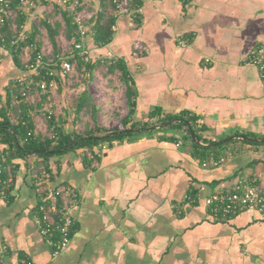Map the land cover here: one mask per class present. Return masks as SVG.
I'll return each instance as SVG.
<instances>
[{
	"label": "crops",
	"instance_id": "obj_1",
	"mask_svg": "<svg viewBox=\"0 0 264 264\" xmlns=\"http://www.w3.org/2000/svg\"><path fill=\"white\" fill-rule=\"evenodd\" d=\"M45 1L35 0L32 8L47 10ZM83 4L93 14L86 38L93 57L111 52L128 68L137 127L123 139L100 143L93 156L86 147L55 156L61 164L56 184L75 188L80 197L71 241L57 255L55 237L41 234L37 224L39 195L27 163L9 154L18 168L10 193L0 192V258L8 264H264V213L246 209L221 219L206 203L212 193L238 182L256 179L264 187V147L237 142L241 151L218 165L211 157L201 161L193 147L236 133L264 139V77L251 62L257 53L264 60V0H143L140 17H116L106 46L94 38L102 3ZM32 8L26 26L43 50L41 28L30 22L36 18ZM63 32L59 43L69 38ZM181 38L189 40L187 46ZM1 39L0 119L15 85L36 76L23 54ZM67 77L59 74V84ZM35 92L42 101L36 103L33 93L26 98L29 116L37 135H45L39 108L50 105L45 93ZM156 109L162 116H198L200 140L151 118ZM8 117L16 119L11 112ZM62 121L70 132L73 121ZM6 149L0 143V152ZM193 189L199 191L196 198L190 196Z\"/></svg>",
	"mask_w": 264,
	"mask_h": 264
},
{
	"label": "built area",
	"instance_id": "obj_2",
	"mask_svg": "<svg viewBox=\"0 0 264 264\" xmlns=\"http://www.w3.org/2000/svg\"><path fill=\"white\" fill-rule=\"evenodd\" d=\"M34 1L20 0L18 9H14L11 0H0V36L2 41L7 42L5 35L7 33L6 28L10 27L13 35L10 40L12 45L25 44L22 47L24 63L27 70L34 71V74L40 77L36 85L41 93L54 92L59 87V74L69 76L75 71V64L69 60L71 56L79 55L85 62H99L101 65L118 61V58L111 52L95 58L91 54V50L86 44V38L89 32L87 23L93 18V14L87 11L83 0H55L56 4L62 7L59 13L61 20L63 11H68L73 15L74 35L77 37L74 41L73 51H69V53H55L53 49L49 50L46 47L43 50H39L31 33L27 29L26 21L22 24L18 22L19 13L26 14V9L32 6ZM94 1L101 2V0ZM112 4L115 5L116 17L122 14L140 17L143 12V7L133 5L131 0H112ZM133 22L136 24V20ZM113 28L115 30V25ZM180 43L182 46H187L189 40L181 38ZM136 48L140 51L145 50L144 45L140 42L136 43ZM33 56H35L34 61ZM251 62L261 68L262 76L264 77V60L262 55L257 53L252 57ZM44 65L48 69L44 73H41V68ZM19 82L24 84L27 81L21 79ZM24 88L27 91L32 90L30 84ZM19 101V98L16 97V102ZM54 114L53 110H49L48 118L52 119ZM45 127H47L48 133V125L45 124ZM35 135H37V132L32 127L29 129L27 136L32 137ZM84 151L89 157L93 156L89 147H86ZM222 161L223 159L219 163L213 162V164L218 165ZM26 163L31 173V183L39 195V202L37 204V224L39 230L44 236L52 237L55 233L58 234L57 238L53 240L54 254L57 255L71 241L72 229L75 223L73 211L80 202L79 193L71 186L56 184L61 164L55 157L44 162L39 158L31 157L27 159ZM37 163L38 166L36 165ZM10 181L11 179L7 181L0 179V184L3 185L0 192L3 195L6 194L5 187L9 185ZM206 203L210 212L216 218L221 219L232 218L246 209H256L264 213V187L257 183L256 179L238 182L229 189L212 193L207 198ZM0 264L8 263L0 258Z\"/></svg>",
	"mask_w": 264,
	"mask_h": 264
},
{
	"label": "trees",
	"instance_id": "obj_3",
	"mask_svg": "<svg viewBox=\"0 0 264 264\" xmlns=\"http://www.w3.org/2000/svg\"><path fill=\"white\" fill-rule=\"evenodd\" d=\"M20 0H11L12 7L14 9H18ZM132 4L135 6H141L143 0H131ZM102 3V11L100 12L97 22L95 24V41L98 46H106L112 40L115 30V5L112 4V0H101ZM110 6V7H109ZM108 9H111V11ZM57 6H54L53 9L47 13L46 18L44 19V25L47 29L51 44L55 53L59 52V43L58 37L62 30V22L58 21L57 18ZM63 20L65 23V27L67 29V33L69 38L75 37V26L73 24V15L68 11H63ZM26 21V15L20 14L19 23L22 24ZM6 39L9 45H12L10 40L13 35L10 31V27L6 28ZM5 42V41H4ZM14 52L18 55L23 54L22 47L25 46L24 43H19L14 45ZM40 50V46L38 47ZM35 60V56H33V61ZM69 60L74 63L78 61L80 69L82 68L84 72L92 71L96 66L101 65L99 62H85L79 55H74L69 58ZM104 66H107L109 73H115L116 71L120 72L121 79L127 86V97H128V106L129 112L125 118L119 123V125L114 129H108L101 126H96L95 128H85L83 133H80L77 129L78 122L81 119H74L72 122V130L70 132H66L63 129L62 119L60 117H53L52 119L48 118V115L44 113L45 120L48 125V133L47 135H35L32 137H28V131L33 127L30 116H29V108L30 104L27 102L26 98L30 94V91H27L24 87L27 84L15 85L16 88L13 93H10V97L8 99L7 108H3L1 110L0 119V143L6 144L7 149L0 152V179L1 180H9L14 179L15 169L18 166L13 163L10 159V155L18 156L23 160L27 161V159L31 157H36L41 159L42 162L59 156L69 150L75 148H83L89 147L94 154V148L98 146L100 143L104 141H113L115 139H123L126 135H128L131 129L137 127L136 123L133 122L136 108V100H135V92L133 85L131 83L130 74L128 68L123 60H118L115 62L107 63ZM48 67L45 65L41 68V73H44ZM40 80L39 76H34L32 80L29 82L32 90H35V83ZM37 87V86H36ZM26 90V91H25ZM24 93H26L24 95ZM15 97L19 98V102H15ZM30 105V106H29ZM79 114L80 112H88L91 111L93 118H95V114L97 113V105L94 100L88 93V91H84L78 100L75 103L69 104L66 108L67 112L70 114L71 111ZM8 112H11L13 116L16 118L15 121H10L8 117ZM80 117V115L78 116ZM151 118H158L159 123L166 124L170 123L174 120L176 122L172 123L171 126L175 128H184L186 130V136L190 139L193 138L192 132L195 134V137L200 140V133L197 127L198 116L183 113L177 116H162L160 110H154L150 113ZM26 122V124H24ZM150 124L145 123V127H148ZM237 135H244L254 137V135L250 133H236ZM91 137V139H88ZM240 142L244 145H252L256 148L264 147V143L256 142L252 140L240 139V140H232L229 142L221 141V144L218 146H203L198 142H195L193 147H195V156H199L201 161L207 160V158L211 157L213 162L219 163L227 154L237 153L241 151V147L236 146V143ZM214 143V142H213ZM211 143V144H213ZM61 151V152H59ZM88 157V156H86ZM38 166V163L36 164ZM11 169V176H9V171ZM11 181L6 186V194L10 193L11 190ZM2 188L3 185L0 184ZM199 191L193 189L191 191L190 196L192 198H196L198 196ZM57 238L58 234L55 233L53 235Z\"/></svg>",
	"mask_w": 264,
	"mask_h": 264
},
{
	"label": "rangeland",
	"instance_id": "obj_4",
	"mask_svg": "<svg viewBox=\"0 0 264 264\" xmlns=\"http://www.w3.org/2000/svg\"><path fill=\"white\" fill-rule=\"evenodd\" d=\"M44 4L46 6L50 5V8H47L46 10V8L44 7L32 8V6H30L26 10L30 9L31 11L32 8L35 11L33 17L36 18H32L30 22L35 24L39 30L41 28L40 39L44 37L47 44L46 48L50 50L53 49V46L43 22L47 16L48 10L50 12L54 6H57L58 13L56 16L58 18V21L62 22V30L65 34L66 28L63 18L61 20L59 16L62 7L56 4L54 0H46ZM41 41L43 43V40ZM74 41L75 37L61 38V43L58 42L59 52L69 53V51H73ZM74 64L75 71L71 75H69L64 82L59 84L58 89L55 90L56 93L54 95H52L53 92L45 93L46 101H44L45 103L47 102L50 107H47L46 109L40 107L39 114H41V116L45 120L44 113L48 115V111L53 110L55 112L53 117L58 118L60 117V115H62L61 117L65 118L68 121L69 119L71 121H74V119L77 118L81 119L80 122H78L77 126V129L80 133H83L85 128L87 127L95 128L97 125L108 129L116 128L119 125L121 119L129 112L127 86L121 79L120 72L116 71L115 73L111 74L108 72L107 66L98 65L92 71H90V74L87 75L88 72H84L82 68L80 69L78 61H75ZM31 80H26L27 82L24 84H30L29 82ZM36 86L37 85L35 83V90H33L32 92L30 91V94L28 96H30L32 93L36 94L35 91L39 90L38 86ZM85 90L88 91L95 104L97 105V113L95 114V118H93L91 111L80 112L79 114H77L72 109L71 113L69 114L66 110L68 105L75 103ZM36 95V103L41 102L43 95ZM33 98H35V96H33ZM79 115L80 117H78ZM45 124L47 125V122ZM71 126L72 124L70 125L69 129H71ZM44 131L47 133V127L44 128ZM79 149H81V147L72 150Z\"/></svg>",
	"mask_w": 264,
	"mask_h": 264
},
{
	"label": "water",
	"instance_id": "obj_5",
	"mask_svg": "<svg viewBox=\"0 0 264 264\" xmlns=\"http://www.w3.org/2000/svg\"><path fill=\"white\" fill-rule=\"evenodd\" d=\"M174 122L175 121H172L171 124L174 123ZM192 136H193L194 139H196L195 134L193 132H192ZM238 138L239 139H246V140H252V141L264 143V139H257V138H253V137H250V136H244V135H234V136H231V137H228V138L224 139L223 141L229 142V141H232V140L238 139ZM88 139H91V137H88ZM219 144H221V141L213 143V144H210V146H218ZM59 152H61V151H59Z\"/></svg>",
	"mask_w": 264,
	"mask_h": 264
}]
</instances>
